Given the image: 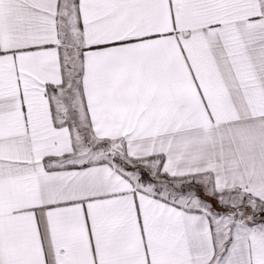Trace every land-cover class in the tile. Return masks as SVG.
Listing matches in <instances>:
<instances>
[{"label":"snow or ice","instance_id":"1","mask_svg":"<svg viewBox=\"0 0 264 264\" xmlns=\"http://www.w3.org/2000/svg\"><path fill=\"white\" fill-rule=\"evenodd\" d=\"M0 264H264V0H0Z\"/></svg>","mask_w":264,"mask_h":264}]
</instances>
